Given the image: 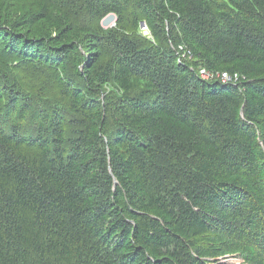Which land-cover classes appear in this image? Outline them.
Here are the masks:
<instances>
[{
    "label": "trees",
    "instance_id": "1",
    "mask_svg": "<svg viewBox=\"0 0 264 264\" xmlns=\"http://www.w3.org/2000/svg\"><path fill=\"white\" fill-rule=\"evenodd\" d=\"M228 254L264 264V0H0V264Z\"/></svg>",
    "mask_w": 264,
    "mask_h": 264
},
{
    "label": "clouds",
    "instance_id": "2",
    "mask_svg": "<svg viewBox=\"0 0 264 264\" xmlns=\"http://www.w3.org/2000/svg\"><path fill=\"white\" fill-rule=\"evenodd\" d=\"M111 14H114V13H111ZM111 14H109L106 18H104L103 19V21H102V24L105 26V27H110V26H114L115 24H116V20H117V16H116V19L115 20H113V21H111L109 24H104V21L105 20H107L108 18H109V16L111 15ZM111 23H113V24H111ZM143 28H146L148 31V33H149V29H148V27L145 25V24H142V31H143ZM207 74L208 75H211V78H207ZM223 76H224V78H225V80H226V82H232V83H234V81L236 80V79H238L239 78V76H236V78H232L230 75H228L227 73H223ZM200 77L202 78V79H207V80H211L212 78H214V75L210 72V71H208V70H206V69H201L200 70Z\"/></svg>",
    "mask_w": 264,
    "mask_h": 264
},
{
    "label": "rangeland",
    "instance_id": "3",
    "mask_svg": "<svg viewBox=\"0 0 264 264\" xmlns=\"http://www.w3.org/2000/svg\"><path fill=\"white\" fill-rule=\"evenodd\" d=\"M109 21H110V19L108 18V23L111 22V21L110 22ZM111 24H113V23H111ZM147 31L148 30L146 28H143V32L145 34H148ZM207 78H211V75L207 74ZM213 262L215 263L216 261H213ZM219 262L222 264H247L246 260L239 254H232V255L228 254V256L221 258L219 260Z\"/></svg>",
    "mask_w": 264,
    "mask_h": 264
},
{
    "label": "water",
    "instance_id": "4",
    "mask_svg": "<svg viewBox=\"0 0 264 264\" xmlns=\"http://www.w3.org/2000/svg\"><path fill=\"white\" fill-rule=\"evenodd\" d=\"M109 18H112V20H115L116 19V16L114 15V14H111L110 16H109ZM108 20V19H107ZM107 20H105L104 21V24H109L108 22H107Z\"/></svg>",
    "mask_w": 264,
    "mask_h": 264
},
{
    "label": "bare ground",
    "instance_id": "5",
    "mask_svg": "<svg viewBox=\"0 0 264 264\" xmlns=\"http://www.w3.org/2000/svg\"><path fill=\"white\" fill-rule=\"evenodd\" d=\"M109 19H110V21H113L112 18H109ZM110 21H109V22H110ZM107 22H108V20H107Z\"/></svg>",
    "mask_w": 264,
    "mask_h": 264
}]
</instances>
